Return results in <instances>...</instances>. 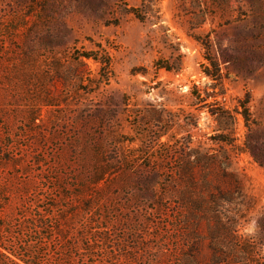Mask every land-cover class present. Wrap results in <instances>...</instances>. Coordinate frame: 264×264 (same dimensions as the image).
<instances>
[{
  "label": "rangeland",
  "instance_id": "374dc122",
  "mask_svg": "<svg viewBox=\"0 0 264 264\" xmlns=\"http://www.w3.org/2000/svg\"><path fill=\"white\" fill-rule=\"evenodd\" d=\"M263 216L264 0H0L4 255L226 264Z\"/></svg>",
  "mask_w": 264,
  "mask_h": 264
},
{
  "label": "trees",
  "instance_id": "16d2710c",
  "mask_svg": "<svg viewBox=\"0 0 264 264\" xmlns=\"http://www.w3.org/2000/svg\"><path fill=\"white\" fill-rule=\"evenodd\" d=\"M206 60L210 62V64L215 68V74H212L211 71L206 67H204L203 73L213 81H220L221 77L217 69L216 63H214L213 60L210 58H207ZM249 100H250V96L248 93H246L242 101L244 110L241 113H239V115L243 118L245 124H248L249 122V114L245 110ZM209 113L212 116L216 115L215 111H209ZM221 136L222 135L217 136L216 140L225 143L226 140L222 139L223 137ZM254 158L255 160H257L256 155H254ZM259 225H260V233L257 237L254 238L244 237L239 235L237 230L238 223L234 220H231L230 224H228L227 226L224 227L223 225L220 226L224 229L226 235L228 236L230 249L227 253H224L221 251V249H219V247L215 245L213 251L221 254L224 253L222 255H224V257L227 260L226 264H264L263 259L260 255L261 246L264 244V216L261 218ZM0 259L6 264H40V263H36L34 257H29L28 259H20L15 257V259H12L10 256L4 255L1 251H0ZM216 262L218 263V259Z\"/></svg>",
  "mask_w": 264,
  "mask_h": 264
}]
</instances>
